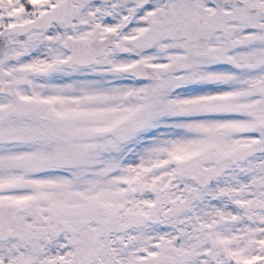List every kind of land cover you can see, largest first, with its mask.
<instances>
[{
    "label": "snow or ice",
    "instance_id": "snow-or-ice-1",
    "mask_svg": "<svg viewBox=\"0 0 264 264\" xmlns=\"http://www.w3.org/2000/svg\"><path fill=\"white\" fill-rule=\"evenodd\" d=\"M0 264H264V0H0Z\"/></svg>",
    "mask_w": 264,
    "mask_h": 264
}]
</instances>
